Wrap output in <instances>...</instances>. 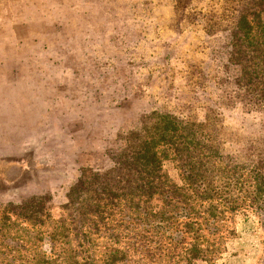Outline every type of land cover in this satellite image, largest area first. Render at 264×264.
<instances>
[{
	"label": "rangeland",
	"instance_id": "1",
	"mask_svg": "<svg viewBox=\"0 0 264 264\" xmlns=\"http://www.w3.org/2000/svg\"><path fill=\"white\" fill-rule=\"evenodd\" d=\"M176 5L174 0H0V215L37 196L45 199L51 220H58L81 170L99 172L110 165L104 150L124 123L131 128L138 114L168 99V109L183 110L189 97L186 62L198 60L209 73L223 72V34L207 37L200 18L182 22ZM212 90L197 97L209 100ZM212 99L208 107L228 105ZM222 112L216 133L230 153H246L259 142L264 148L263 113L237 106ZM163 168L180 185L173 164L166 161ZM242 205L244 215L226 217L224 224L235 231L226 250L213 263L195 264H264V201L261 210ZM27 246L50 252L47 243ZM173 248L164 244L166 251ZM156 254L148 264H158Z\"/></svg>",
	"mask_w": 264,
	"mask_h": 264
},
{
	"label": "trees",
	"instance_id": "2",
	"mask_svg": "<svg viewBox=\"0 0 264 264\" xmlns=\"http://www.w3.org/2000/svg\"><path fill=\"white\" fill-rule=\"evenodd\" d=\"M174 1L182 22L200 18L207 37L223 34V72L209 73L198 60L186 62L189 97L183 110L168 109V99L138 114L131 128L124 123L104 150L110 165L99 172L81 170L58 220H51L45 199L37 196L4 209L0 264H148L157 251L158 264L213 263L226 250V239L235 236L224 224L227 215H244V202L261 210V142L246 153H230L216 132L222 109L237 106L264 115V0ZM208 88L213 102L228 105L208 107L211 99L197 97ZM166 161L178 171L180 185L164 170ZM23 223L39 231L27 232ZM34 242L47 243L49 254L26 250ZM167 243L174 248L164 250Z\"/></svg>",
	"mask_w": 264,
	"mask_h": 264
}]
</instances>
